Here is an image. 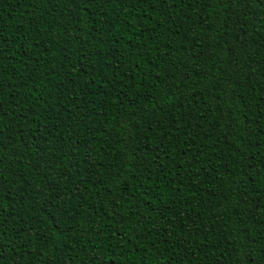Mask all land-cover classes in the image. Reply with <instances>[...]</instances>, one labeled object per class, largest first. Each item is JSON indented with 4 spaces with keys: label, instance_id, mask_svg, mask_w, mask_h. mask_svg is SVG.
Masks as SVG:
<instances>
[{
    "label": "trees",
    "instance_id": "16d2710c",
    "mask_svg": "<svg viewBox=\"0 0 264 264\" xmlns=\"http://www.w3.org/2000/svg\"><path fill=\"white\" fill-rule=\"evenodd\" d=\"M0 264H264V0H0Z\"/></svg>",
    "mask_w": 264,
    "mask_h": 264
}]
</instances>
